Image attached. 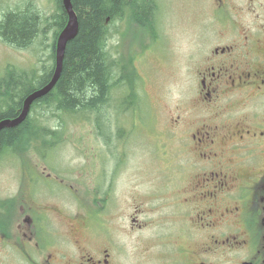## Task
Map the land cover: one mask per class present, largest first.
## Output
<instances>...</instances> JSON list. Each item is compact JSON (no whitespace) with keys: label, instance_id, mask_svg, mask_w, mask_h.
Here are the masks:
<instances>
[{"label":"flooded vegetation","instance_id":"flooded-vegetation-1","mask_svg":"<svg viewBox=\"0 0 264 264\" xmlns=\"http://www.w3.org/2000/svg\"><path fill=\"white\" fill-rule=\"evenodd\" d=\"M226 1L216 0L214 9L223 12L215 18L221 24L213 28L216 41L193 73L196 99L186 107L189 120L180 113L169 120L192 155L172 159L171 173L156 174L155 179H165L151 193V205L164 199L160 216L149 218L140 203L129 219L131 231L154 229L137 242L143 252L154 247L158 261L169 258L166 264H264V0H249L248 24L243 17L237 21L245 10L234 13ZM1 5L0 20L9 12L35 11L15 0H0ZM0 43L16 48L1 33ZM106 156L87 185L91 200L73 209L61 201H34V191L25 192L24 201L12 196L0 203V264L126 263L120 235L127 227L114 231L105 224L117 204L120 208L115 185L126 170V158ZM31 171V185L52 179ZM51 220L54 225L47 229ZM98 227L105 231L102 241L93 237Z\"/></svg>","mask_w":264,"mask_h":264},{"label":"rangeland","instance_id":"rangeland-1","mask_svg":"<svg viewBox=\"0 0 264 264\" xmlns=\"http://www.w3.org/2000/svg\"><path fill=\"white\" fill-rule=\"evenodd\" d=\"M15 1L21 4L26 2L39 13L40 31L26 48H9L0 43V78L7 65L17 70L37 71L43 64H49L53 34L57 27L58 10L55 0ZM226 2L234 13L244 9L245 12L240 13L237 21H241L243 17L244 24H248L249 0ZM216 5V0H157L158 35L151 39L135 24L112 20L108 24L110 38L107 41V51L115 60L122 59L127 72V61L132 57V65L138 76V101L121 110L119 108L123 106L121 102L126 101L125 97L119 101L110 98L99 115L60 114L58 118L61 120L58 122L51 118L44 125L58 128V137L49 142L50 146L43 147L41 152L43 148L38 140L31 139L28 144L18 147L21 150L11 149V153L0 157V201H6L12 196H15L16 201H24L25 192L29 194L34 191V201H61L66 209H73L79 206L77 202L91 200L87 185L94 175L92 171L97 163L103 165L107 154L111 158L123 154L126 158V170L122 171L120 182L115 185V196L120 198V208L116 209L117 204L113 209L114 217L105 224L108 223L114 231H122L127 227L126 232L120 235L126 256L125 264L170 262L166 257L158 261L153 254L154 247L145 252L141 250L137 242L138 236L149 237L154 229L131 231L129 219L135 213L134 206L140 203L142 208L148 210L149 218L160 216L164 209V199L155 200L151 205V193L161 187L165 179H155L156 174L161 171L171 173L175 168L170 164L172 159L192 155L190 149L182 145L184 142H181L182 133L179 128H172L169 120L175 113H180L186 123L189 120L190 108L187 111L186 107L193 105L196 99L193 95V73L203 63L201 55L214 45L216 38L212 33L221 25L215 18L222 17L223 12L215 10ZM3 7L1 5L0 10ZM124 78H127V94L130 84L128 77ZM121 93L117 89L112 95L118 97ZM45 116L47 117L45 114L43 118ZM32 169L38 175L49 174L52 179L45 178L31 185L29 179L33 174ZM182 174L184 171L180 173ZM55 175L62 184L71 185L73 189L69 191L63 188L54 178ZM180 175L175 179V185L180 184ZM96 196L100 197L101 194ZM116 214L120 216L117 217ZM53 225L54 221L51 220L47 229ZM96 230L99 233L91 236L100 237L102 241L105 231L101 227Z\"/></svg>","mask_w":264,"mask_h":264},{"label":"trees","instance_id":"trees-1","mask_svg":"<svg viewBox=\"0 0 264 264\" xmlns=\"http://www.w3.org/2000/svg\"><path fill=\"white\" fill-rule=\"evenodd\" d=\"M71 2L78 19V31L74 38L66 43L60 75L47 94L31 103L29 113L22 122L0 129V157L11 153V149L21 150L18 147L28 144L31 139H37L41 148L50 146L49 142L58 137V128H50L44 124L49 123L47 121L51 118L58 122L61 120L58 118L60 114L99 115L110 98L119 101L125 97L126 101L121 102L123 106L119 105L121 110L138 101V76L132 65V57L127 61V72L122 59L115 60L107 51V41L110 38L108 24L117 19L135 24L148 34L150 39L156 37L157 0ZM55 3L58 10L57 27L53 34L50 62L43 64L37 71L17 70L7 65L3 77L0 78V120L18 115L25 96L45 84L51 77L54 69L55 40L67 21L61 0H55ZM39 31L36 12L32 9L6 13L0 20V33L7 41L13 42L17 49L26 48ZM124 77H128L130 84L127 94V78ZM117 89L121 90V96L112 95ZM45 114L47 117L43 118ZM43 150L44 148L41 152ZM10 201L11 199H8L0 203Z\"/></svg>","mask_w":264,"mask_h":264},{"label":"water","instance_id":"water-1","mask_svg":"<svg viewBox=\"0 0 264 264\" xmlns=\"http://www.w3.org/2000/svg\"><path fill=\"white\" fill-rule=\"evenodd\" d=\"M62 6L66 12L67 15V21L62 30L57 35L56 41H55V47H54V69L52 71L50 79L40 86L39 88H36L29 94L25 96L22 102V107L18 115H16L13 118H5L0 120V129L5 127H13L22 122L28 112L31 103L47 94L55 85L63 64V56L65 51L66 43L74 38V36L77 34L78 31V19L76 12L74 11L72 7L71 0H62Z\"/></svg>","mask_w":264,"mask_h":264}]
</instances>
